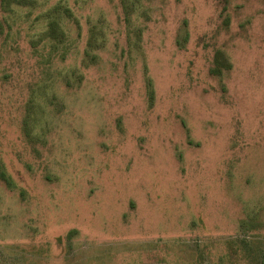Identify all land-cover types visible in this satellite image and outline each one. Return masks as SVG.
Wrapping results in <instances>:
<instances>
[{"label": "rangeland", "instance_id": "rangeland-1", "mask_svg": "<svg viewBox=\"0 0 264 264\" xmlns=\"http://www.w3.org/2000/svg\"><path fill=\"white\" fill-rule=\"evenodd\" d=\"M0 264H264V0H0Z\"/></svg>", "mask_w": 264, "mask_h": 264}]
</instances>
